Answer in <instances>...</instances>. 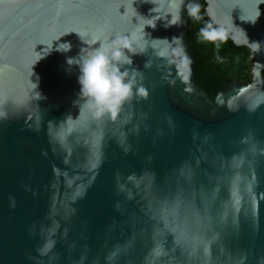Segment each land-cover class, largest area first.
Segmentation results:
<instances>
[{"label": "water", "instance_id": "95a60500", "mask_svg": "<svg viewBox=\"0 0 264 264\" xmlns=\"http://www.w3.org/2000/svg\"><path fill=\"white\" fill-rule=\"evenodd\" d=\"M204 1L211 21L249 49L251 81H230L211 98L196 82L187 0L180 25L167 28L157 17L177 9L165 2L153 15L156 28L145 32L180 36L190 72L173 52L180 43L152 49L148 40L130 66L143 73L147 99L134 96L115 120H97L73 103L79 69L66 58L87 45L70 32L105 44L127 36L139 52L147 22L140 16L153 5L0 0V264H238L241 257L258 264L264 257V0ZM63 42L71 51L55 50ZM240 154L243 163L233 159ZM49 239L54 247L41 255Z\"/></svg>", "mask_w": 264, "mask_h": 264}, {"label": "clouds", "instance_id": "9594fccd", "mask_svg": "<svg viewBox=\"0 0 264 264\" xmlns=\"http://www.w3.org/2000/svg\"><path fill=\"white\" fill-rule=\"evenodd\" d=\"M142 2L150 3L153 5L152 8L149 9L150 16L145 18L140 16L142 19H146L147 22L143 25L141 31L143 33V38L145 39V44L139 46V52L137 51L136 45L133 41H131L130 37H123L124 42H120V38L112 39L107 44L100 42L99 40H91L90 37L87 39L82 36L81 33L77 31H72L70 33H76L83 44L87 45V47H83L80 49V52L77 54V57H67L66 63L69 65H77L79 69V75L77 77L78 84L80 86V91L78 93L77 100L73 101L74 105L78 106L79 114L83 111H87L89 115L94 119H100L105 115H109L111 119L115 120L117 114L121 112L123 106L126 103H130L133 97H138L142 99H147L148 91L143 85V73L136 68H131L132 65V56L143 54L145 51V47L147 45L148 40L151 41L150 47L152 49L156 48L157 43H167L170 46L172 44L180 43V47L173 49V52L176 56H183V60L180 68L186 69L187 72H190V68L188 65L190 64V59L187 56V53L184 52L183 45L181 42L180 36H174L169 40L167 37L164 38H152L151 33H146L145 28L150 27L152 29L156 28V22L153 21V15L163 10V4L167 2L170 6L175 5L177 11L175 14L171 12H167L165 17L158 19L166 20L165 27H169L172 25H180V9L183 4V0H142ZM187 14L192 17L194 20H200V5L198 3H190L186 6ZM138 14V13H137ZM259 17V13L257 14V18ZM256 18V19H257ZM256 20L251 21H243V22H251L255 23ZM243 30V29H242ZM244 31V30H243ZM245 38L248 39L246 32ZM69 34V33H67ZM66 35V34H65ZM198 36L201 40L205 42H210L215 45L216 48H219L220 42H227L229 38V32L224 27L214 26L213 22L206 23L203 27L199 29ZM62 37V36H61ZM60 37L58 38V40ZM96 45L99 43L98 47H91L90 51H86L84 55H81V51L89 48V44ZM250 43L254 46L253 48L258 50L260 46V41H250ZM66 44L67 48H61L59 45ZM71 43L63 42L59 43L56 47V51L67 52L71 51ZM127 50V52H125ZM159 57H165V51H159L157 53ZM127 65L128 67H124ZM148 63H145V67H149ZM139 78V82H138ZM183 79L187 81L189 79L188 74H183ZM35 88H37V84L35 83ZM191 91V89H187ZM37 99H42L40 93L37 92ZM83 99V104H79V101ZM250 110H254L250 109ZM4 115L0 113V116ZM79 116V115H78ZM70 118V115L66 118L67 122ZM63 122V123H65ZM171 122V121H170ZM51 124L52 122L49 121ZM127 123V121H125ZM254 139V138H253ZM248 138H242V143H247ZM123 143V139L120 141ZM125 152L128 151V148L124 149ZM260 154L264 155V149H260ZM244 154H240L239 156H233V159H239L241 163L244 162ZM151 159V157H149ZM99 163V156L97 157V163L93 164V167H97ZM129 181H133L136 179L135 175H129L127 178ZM121 190H123V185H119ZM78 195H82V193H78ZM131 194H129V197ZM14 203V202H13ZM55 242L51 239L47 240L42 248L38 251L41 255H46L49 251L54 247ZM211 241H208V245H206L205 254H209V247ZM116 255L113 252L108 256V260L111 261L113 257ZM245 257H241L238 261V264H244ZM258 264H264V257L259 259Z\"/></svg>", "mask_w": 264, "mask_h": 264}, {"label": "trees", "instance_id": "16d2710c", "mask_svg": "<svg viewBox=\"0 0 264 264\" xmlns=\"http://www.w3.org/2000/svg\"><path fill=\"white\" fill-rule=\"evenodd\" d=\"M190 3L200 5V20H194L187 14L186 6ZM186 6L184 10L186 37L195 59L197 84L214 98L217 89L230 81H251L252 59L249 49L234 44L230 38L227 42L217 41L220 44L219 48L213 43L201 40L198 36L199 29L212 22L205 11L206 2L187 0Z\"/></svg>", "mask_w": 264, "mask_h": 264}, {"label": "snow or ice", "instance_id": "6c2138e0", "mask_svg": "<svg viewBox=\"0 0 264 264\" xmlns=\"http://www.w3.org/2000/svg\"><path fill=\"white\" fill-rule=\"evenodd\" d=\"M181 236H184L185 238H187L184 233H181ZM204 252H206V246L204 247ZM157 254H159V252H157Z\"/></svg>", "mask_w": 264, "mask_h": 264}]
</instances>
